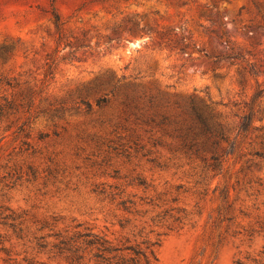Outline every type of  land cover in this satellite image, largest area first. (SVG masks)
<instances>
[{
    "label": "rangeland",
    "instance_id": "rangeland-1",
    "mask_svg": "<svg viewBox=\"0 0 264 264\" xmlns=\"http://www.w3.org/2000/svg\"><path fill=\"white\" fill-rule=\"evenodd\" d=\"M263 82L264 0H0V264H70L75 222L151 264H264Z\"/></svg>",
    "mask_w": 264,
    "mask_h": 264
},
{
    "label": "trees",
    "instance_id": "trees-1",
    "mask_svg": "<svg viewBox=\"0 0 264 264\" xmlns=\"http://www.w3.org/2000/svg\"><path fill=\"white\" fill-rule=\"evenodd\" d=\"M56 25H58L57 15H53ZM264 94V82L258 86L254 97L258 98ZM191 120L174 129L176 137L179 139L182 150L190 155L201 157L203 161L206 158L203 153L217 144V140L224 139L219 125H213L212 117L209 113L193 105L190 107ZM250 117L245 116L241 122L240 129L247 131L249 128ZM168 119L164 117L163 123ZM214 137V140L210 139ZM210 146V147H209ZM211 167L216 168L218 156L211 154L209 157ZM74 221V220H73ZM54 242L52 247L66 257L70 264H87L86 256L92 259L95 264H151V258H154L151 245H147L146 250L133 245H114L104 235L97 233L82 222H75L70 229L64 233H54ZM36 245L39 249H44L46 243L42 238L37 239Z\"/></svg>",
    "mask_w": 264,
    "mask_h": 264
}]
</instances>
